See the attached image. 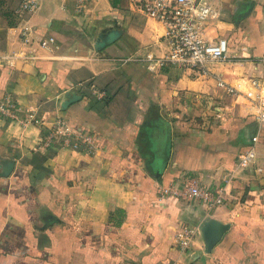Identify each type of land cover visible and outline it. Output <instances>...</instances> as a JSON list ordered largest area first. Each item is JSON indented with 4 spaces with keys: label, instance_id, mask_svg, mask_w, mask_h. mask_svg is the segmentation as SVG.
I'll use <instances>...</instances> for the list:
<instances>
[{
    "label": "crops",
    "instance_id": "crops-1",
    "mask_svg": "<svg viewBox=\"0 0 264 264\" xmlns=\"http://www.w3.org/2000/svg\"><path fill=\"white\" fill-rule=\"evenodd\" d=\"M24 1L0 0V103L13 98L44 127L0 114V264H264V123L249 107L264 98V0H204L215 10L205 39L229 44L207 75L149 71L148 56L166 57L170 43L132 0H95L83 16L75 0L21 13ZM48 37L58 58H36ZM57 120L92 134L93 152L59 139L40 148ZM251 148L256 163L239 169ZM188 179L225 187L226 203L162 194ZM213 223L227 230L209 250ZM184 228L197 229L186 251Z\"/></svg>",
    "mask_w": 264,
    "mask_h": 264
},
{
    "label": "built area",
    "instance_id": "built-area-1",
    "mask_svg": "<svg viewBox=\"0 0 264 264\" xmlns=\"http://www.w3.org/2000/svg\"><path fill=\"white\" fill-rule=\"evenodd\" d=\"M95 0H75V11L78 16L87 14L89 6ZM134 4L149 18L162 23L166 28V37L170 43V51L164 58L148 56V70L157 72L167 65H179L182 67L197 70L202 75L209 72V64L223 60L229 50L226 39H219L217 42H209L204 37L206 24L215 15L212 5L204 0H132ZM36 0H25L20 12H34L37 10ZM40 47L45 56L36 58H58L56 52L59 48L54 37H48L41 41ZM23 55V54H22ZM252 86L258 88L262 85L260 80L251 81ZM219 86L234 96H239V90L228 86L220 80ZM251 95V94H250ZM250 109L258 112V121L264 123V98L257 95L255 98L249 96ZM0 114L12 122H18L23 127L35 126L43 128V121L37 117L35 112L29 111L24 114L23 109L11 97L0 103ZM23 114V116H22ZM22 118V119H21ZM57 129L50 130L40 140L39 147L50 148L56 141L63 143L74 150L93 152L96 148V139L92 134H75L67 123L57 120ZM257 153L251 148L238 157L239 169L249 168L257 161ZM164 195L181 196L191 200H197L207 209L222 206L226 203V188L219 187L212 189L208 186H201L198 182L188 179L180 189L165 188ZM197 236V229L184 228L177 232V243L181 250L191 248Z\"/></svg>",
    "mask_w": 264,
    "mask_h": 264
},
{
    "label": "water",
    "instance_id": "water-1",
    "mask_svg": "<svg viewBox=\"0 0 264 264\" xmlns=\"http://www.w3.org/2000/svg\"><path fill=\"white\" fill-rule=\"evenodd\" d=\"M251 13V9H248L246 12L241 13L237 16V21L239 22L240 20H242L243 18H246L249 16V14ZM109 34L105 37V40L100 42V48H104L106 46L107 43L113 42L114 39H116L117 37V32L110 30V32H108ZM12 168V164L10 163L8 166L7 171H9ZM227 229L223 226H220L216 223L211 224V226L209 227V238H210V243L208 245L209 250H211L216 244H218L222 238L223 233L226 231Z\"/></svg>",
    "mask_w": 264,
    "mask_h": 264
},
{
    "label": "trees",
    "instance_id": "trees-1",
    "mask_svg": "<svg viewBox=\"0 0 264 264\" xmlns=\"http://www.w3.org/2000/svg\"><path fill=\"white\" fill-rule=\"evenodd\" d=\"M116 212H117L116 210H115V211L112 210V211H111V216H113ZM118 212L121 213V211H118Z\"/></svg>",
    "mask_w": 264,
    "mask_h": 264
}]
</instances>
